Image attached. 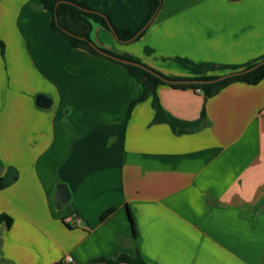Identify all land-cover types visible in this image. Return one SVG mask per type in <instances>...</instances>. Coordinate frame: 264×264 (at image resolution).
<instances>
[{"label": "crops", "instance_id": "1", "mask_svg": "<svg viewBox=\"0 0 264 264\" xmlns=\"http://www.w3.org/2000/svg\"><path fill=\"white\" fill-rule=\"evenodd\" d=\"M9 1L0 2V177L17 178L0 189V215L12 218L0 224V264H110L97 260L137 252L147 264H264V79L209 97L165 82L129 116L142 89L124 65L72 47L39 0ZM84 1L120 28L150 21L149 0ZM152 18L132 41L98 23L91 38L171 78L264 60V0H163Z\"/></svg>", "mask_w": 264, "mask_h": 264}, {"label": "trees", "instance_id": "2", "mask_svg": "<svg viewBox=\"0 0 264 264\" xmlns=\"http://www.w3.org/2000/svg\"><path fill=\"white\" fill-rule=\"evenodd\" d=\"M39 1L41 3V7L43 9H46L51 15V27L55 31L59 32L72 47L85 49L86 51L98 56H103V55L100 54L94 47L90 45V42L92 41L91 30L93 23H98L103 27H105L106 29L112 31L107 21L108 18L113 24L117 38L120 41H124V42H128L129 40H131L137 33V31H132L127 28L117 27L113 23V19L110 14L94 9L88 2L84 0H39ZM149 3H150V12L147 18V22L159 11V9L162 6L163 0H149ZM0 48L4 53L5 43L2 40L1 36H0ZM102 49L116 56H120L129 60L140 62L139 60L118 54L112 50L106 48H102ZM108 59L124 65L130 72V74L137 80V82L141 86L142 89L141 94L136 99H134L130 105L129 116L131 115L136 104L146 100L149 95L153 94L155 98H157V93H156L157 87L159 84L165 83V81H163L161 78L155 76L154 74L150 73L149 71L141 67L130 64H124L119 61L113 60L111 58ZM165 77L170 79H212V78H217L218 76H201L198 78H171L168 76ZM263 79H264V64L260 65L258 68L250 72L241 75L232 76L216 83H211V84H172L171 83V85L174 87H182V88L191 87L196 90L203 91L205 95L209 97L214 95L220 87L229 85L230 83L240 81L249 84H257ZM10 174L0 177V189L4 188L11 181H14L17 178V175L14 174L12 178L9 179ZM112 211L113 208L109 209L104 213L103 217H106ZM130 218L136 234L134 220L132 216ZM2 222H6L8 225H11L12 218L8 214H1L0 224ZM97 261L107 262L110 264L121 263V262L128 264H147L139 252H137L134 256L121 255L117 259L101 258Z\"/></svg>", "mask_w": 264, "mask_h": 264}, {"label": "water", "instance_id": "3", "mask_svg": "<svg viewBox=\"0 0 264 264\" xmlns=\"http://www.w3.org/2000/svg\"><path fill=\"white\" fill-rule=\"evenodd\" d=\"M152 19L153 18H151L150 21L140 31H138L136 33V35L129 41L135 40L150 25V22L152 21ZM107 21H108V24H109L111 30L114 32L115 36L117 37L112 22L108 18H107ZM90 45L92 47H94L103 56H106L108 58H111L113 60L119 61V62L124 63V64H130V65H135V66L141 67V68L149 71L150 73L154 74L155 76L161 78L163 81L168 82V83H172V84H211V83H216V82L222 81V80L229 78V77H232V76L241 75V74L250 72V71L258 68L260 65L264 64V60H262V61L258 62L257 64H255V65H253L250 68H247L245 70L238 71V72H231V73L221 75L217 78H212V79H170V78L163 76L161 73L152 69L151 67L143 64L142 62H137V61L129 60V59H126V58H123L120 56H116V55L102 49V47H99L93 41L90 42ZM37 104H38V106H40L42 108H48L51 106L52 100L50 97H48L45 94H39L37 96ZM56 197L62 203H65L70 198V192H69L67 184L60 183L57 185Z\"/></svg>", "mask_w": 264, "mask_h": 264}, {"label": "rangeland", "instance_id": "4", "mask_svg": "<svg viewBox=\"0 0 264 264\" xmlns=\"http://www.w3.org/2000/svg\"><path fill=\"white\" fill-rule=\"evenodd\" d=\"M6 1L7 0H0V2H6ZM9 2H15V0H10ZM34 2H38V0H35ZM20 27L26 33L29 30L28 29V23H26L24 19H20ZM35 29H36V31H39V32L42 33V24H40V22H38V21L35 22ZM91 32H92V35H97V34H95V32H93V31H91ZM25 42L27 44V47H29L30 49H33V47H34V46H32L33 39H30L27 36V40ZM57 52H58V54H60L59 57L57 58V66H58L57 68H58V71H59V75L61 77H68V76H70V71H71L70 65H69L70 63H69L68 60L66 61V58L64 56H62L64 54V52H63L61 47L57 48ZM95 61H96V59H90L88 62H89V64H97Z\"/></svg>", "mask_w": 264, "mask_h": 264}, {"label": "built area", "instance_id": "5", "mask_svg": "<svg viewBox=\"0 0 264 264\" xmlns=\"http://www.w3.org/2000/svg\"><path fill=\"white\" fill-rule=\"evenodd\" d=\"M69 220H70V218H68L67 221H69ZM73 261H74V258L71 255L66 256L65 259L62 260L63 263H71Z\"/></svg>", "mask_w": 264, "mask_h": 264}]
</instances>
